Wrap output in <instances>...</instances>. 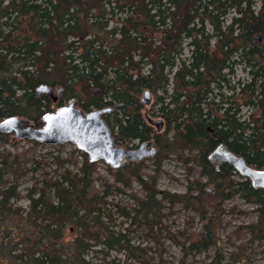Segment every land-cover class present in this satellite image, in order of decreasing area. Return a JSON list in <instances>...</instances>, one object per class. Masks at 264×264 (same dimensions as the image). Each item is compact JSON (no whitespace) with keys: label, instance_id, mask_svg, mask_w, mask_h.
Listing matches in <instances>:
<instances>
[{"label":"trees","instance_id":"1","mask_svg":"<svg viewBox=\"0 0 264 264\" xmlns=\"http://www.w3.org/2000/svg\"><path fill=\"white\" fill-rule=\"evenodd\" d=\"M259 1L255 12L254 0H0V122L18 117L40 127L52 103L47 96L37 97L35 90L42 85L63 89L58 106L74 99L85 113L116 109L118 141L153 139L169 153L196 151L208 180L183 194L160 193L156 177L147 181L139 169L130 170L143 161L117 170L106 165L121 188L136 182L143 192L141 198L131 197L133 216L123 209L122 217L132 224L140 217L139 223L153 233L165 204H181L206 221L208 213L221 215V204L238 195L260 213L259 223L246 230L262 241L264 193L248 180H234L237 175L228 165L216 172L208 160L209 152L224 144L248 165L264 168V0ZM230 11L234 16L224 25ZM256 35H261L259 44L252 41ZM241 64L250 79L231 85L228 77ZM142 91L157 96L164 139L142 115L137 100ZM240 108L254 113L240 119ZM109 115L103 119L111 130ZM9 157L0 154V264H92L87 255L96 247L145 264L146 249L131 245L126 235H115L100 220L97 206L116 186L105 184L103 196L92 192L99 162L87 158L77 174L65 171L61 181L28 189V209L18 223L12 205L20 195L17 180L10 179L16 172ZM208 185H213L211 194ZM208 223L182 248L184 257L216 245ZM68 228L76 235L67 237Z\"/></svg>","mask_w":264,"mask_h":264},{"label":"rangeland","instance_id":"2","mask_svg":"<svg viewBox=\"0 0 264 264\" xmlns=\"http://www.w3.org/2000/svg\"><path fill=\"white\" fill-rule=\"evenodd\" d=\"M258 6L259 1L254 0L253 10L255 12ZM232 16H234V13L230 11L224 18V25L229 23ZM205 32L206 34L210 33V26L207 23ZM213 43L214 41H211L212 45ZM186 56H188V48H185L182 54L183 58ZM228 78L231 85L238 81L244 83L250 79L248 68L241 64L234 68L233 74ZM143 93L144 91L137 97L138 105L142 108V115L148 116L153 120H162L157 116L158 105L155 104L157 96L151 93L150 105L143 107L140 104ZM224 93L229 94L228 92ZM157 95L160 96L161 93L158 92ZM67 104L68 101L61 106ZM61 106H58V103H51L50 113L55 112ZM253 111L248 108H240L237 116L240 119H245L250 114H253ZM83 113L85 112L83 111ZM118 113L115 109V112L107 118V122L112 127L111 133L115 139L116 146L124 150H131L140 142L137 140L130 142L118 141L116 139L118 129L114 124L116 119H121ZM24 121L32 125L28 121ZM43 125L40 127L32 126L35 129H39ZM152 131L154 132L155 129L152 128ZM164 131L165 127L159 135L162 139H164ZM172 135L169 132L167 134L168 139ZM4 137L8 140L6 141ZM163 142L164 140H162ZM157 151L159 152L156 157L146 158L139 167L132 166L130 170L136 171L139 169L140 176L144 180L147 179V181L151 176L153 178L156 177V188L160 193L183 194L188 189L194 190L196 182L207 183V177L201 174V167L198 165L199 156L196 151L175 150L169 153L166 150H161L158 146ZM0 154L4 156L10 155L8 159L12 161V170L16 172V175H11L10 179L17 180L18 183L20 199L12 205L13 209L19 212L16 218L18 223L21 218L25 217L28 209L26 198L28 189L36 188L39 190L46 181L53 183L61 181L65 171L77 174L83 161H87V157L71 144L46 146L28 140L19 141L14 138L13 134H0ZM14 159L15 162H13ZM1 160L2 158H0ZM155 163H159V167H156ZM232 169L237 175L233 179L243 180L235 169ZM108 170L109 168L100 161L97 163L96 172L93 175L92 192L99 196H103L102 191L106 186L105 184L116 186V188L110 189L112 193L107 197L104 198L103 196L105 204L100 203L97 206L101 214L100 220L115 235H126L131 245L146 249L145 264H264V240H256V232L253 239L246 230L249 226L259 223L260 213H257L254 205L244 202L238 195L221 204V215L212 213V216L208 213L206 221L201 220L199 212L185 210L181 204L171 208L165 204L162 210L163 217L159 224L153 228V233H149L147 228L139 223V221H142L140 217L136 219L138 223L132 224L131 218L127 219L120 215L124 209L125 212L131 213V216H133L131 210L134 208V202L131 197L133 195L138 198L143 197L140 185L132 182L130 188H121V185L114 182L113 174L115 171L111 170L109 172ZM124 172L119 173L125 174ZM212 187L213 185L206 186L208 194L212 193ZM192 195L194 196L196 193L194 192ZM211 218L213 223H208ZM207 223L209 227L215 230L216 245L205 252L193 253L191 256L184 257L182 248H187L190 240L197 239V236L202 233L203 226ZM75 235L76 232L74 230L67 229V237ZM101 249L96 247L87 255V260L92 264H139L126 260L127 257L123 252H97Z\"/></svg>","mask_w":264,"mask_h":264},{"label":"water","instance_id":"3","mask_svg":"<svg viewBox=\"0 0 264 264\" xmlns=\"http://www.w3.org/2000/svg\"><path fill=\"white\" fill-rule=\"evenodd\" d=\"M252 41L254 44L261 43V35H256ZM62 91L61 87L56 88L53 96L52 89L42 85L36 88L35 93L37 97L44 95L55 103ZM140 104L143 107L150 105L149 91H144ZM112 111L113 108L107 107L85 114L77 108L76 100L72 99L55 112L46 114L42 119L44 124L42 128L35 129L18 117H10L0 122V134H13L19 141L28 140L46 146L71 144L83 153L90 163L103 161L112 170L119 169L125 163L139 162L154 156L156 147L152 142H144L131 150L118 148L114 144L110 129L103 119ZM145 119L157 132L162 130V121H153L147 116ZM209 159L231 164L241 177L250 179L254 187L264 188V172L250 169L243 158L231 154L225 145H219Z\"/></svg>","mask_w":264,"mask_h":264},{"label":"flooded vegetation","instance_id":"4","mask_svg":"<svg viewBox=\"0 0 264 264\" xmlns=\"http://www.w3.org/2000/svg\"><path fill=\"white\" fill-rule=\"evenodd\" d=\"M259 1V0H258ZM260 1H259V6H258V9H256V12H258V10H259V8H260ZM55 89H56V87H53L52 88V91H53V96L55 95ZM62 94V93H61ZM61 97V96H60ZM164 123V122H163ZM207 131L212 135V137H214V131L213 130H211V129H209L208 130V128H207ZM213 134H212V133ZM148 141H153V139H150V140H148ZM145 142V141H144ZM140 143H143V142H140ZM218 146V145H217ZM216 146V147H217ZM215 147V148H216ZM227 147V146H226ZM137 148V146L135 147V148H133V149H136ZM215 148L212 150V151H210L209 152V154H208V160H209V162H210V164L215 168V171L216 172H218L219 171V168H220V166H222V165H228V166H230L231 168H233L232 167V165L231 164H229V163H227V162H220L218 159L217 160H215V159H213V160H210L209 159V156L211 155V153L215 150ZM227 149H228V147H227ZM228 151L229 152H231L229 149H228ZM231 154H233L234 155V153H232L231 152ZM236 156V155H235ZM238 157H240V156H238ZM242 158V157H241ZM247 164V163H246ZM125 165H127L126 163L122 166V167H120L119 169H121V168H123ZM247 166L250 168V169H252V170H256V171H259V172H264V168H262V169H257V168H255L254 166H251V165H248L247 164ZM248 180V179H247ZM249 182H250V184H251V186L254 188V189H257V190H259V191H261V192H263L264 193V188H261V187H254L253 186V184H252V181L251 180H248Z\"/></svg>","mask_w":264,"mask_h":264},{"label":"bare ground","instance_id":"5","mask_svg":"<svg viewBox=\"0 0 264 264\" xmlns=\"http://www.w3.org/2000/svg\"><path fill=\"white\" fill-rule=\"evenodd\" d=\"M51 88V87H50ZM56 88H60V87H56ZM52 89V88H51ZM150 95H151V93H150ZM107 108V107H106ZM93 111V110H92ZM113 112V111H112ZM111 114V113H110ZM109 115V114H108ZM146 117V116H145ZM148 117V116H147ZM149 118V117H148ZM150 120H153V119H151V118H149ZM43 121V120H42ZM147 121V120H146ZM153 121H162V120H153ZM163 122V121H162ZM106 123V122H105ZM148 123V122H147ZM107 124V123H106ZM149 124V123H148ZM150 125V124H149ZM108 126V125H107ZM151 127H153L154 129H155V134H160L161 132H162V130H163V128H164V123H163V128H162V130L160 131V132H157L156 131V128L154 127V126H152V125H150ZM109 127V126H108ZM109 129H110V127H109ZM208 130H209V128H208ZM110 132H111V130H110ZM212 133V132H211ZM111 135H112V133H111ZM113 137V136H112ZM113 140H114V144H115V139H114V137H113ZM145 142H152V143H154V145H155V147H156V153H157V146H156V144H155V142H154V140L153 141H145ZM144 143V142H143ZM140 144H142V143H139L138 145H137V147L140 145ZM116 145V144H115ZM220 145H224V144H220ZM219 146V145H218ZM217 146V147H218ZM226 146V145H225ZM118 147V146H117ZM216 147V148H217ZM118 148H120V147H118ZM215 148V149H216ZM227 148V147H226ZM228 150V149H227ZM156 153L154 154V156L156 155ZM212 154V153H211ZM153 157V156H152ZM210 157V156H209ZM150 158V157H149ZM144 160H146V159H144ZM144 160H142V161H144ZM100 162V161H99ZM101 162H103V161H101ZM139 162H141V161H139ZM104 163V162H103ZM129 163H136V162H129ZM129 163H126V164H129ZM105 164V163H104ZM106 165V164H105ZM108 166V165H107ZM109 167V166H108ZM243 178V177H242ZM243 179H245V180H247L246 178H243ZM248 180H250V179H248Z\"/></svg>","mask_w":264,"mask_h":264}]
</instances>
